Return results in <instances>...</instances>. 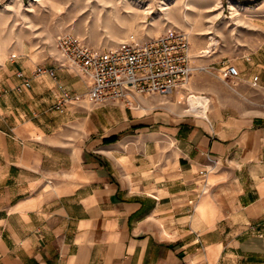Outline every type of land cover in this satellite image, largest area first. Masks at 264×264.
Segmentation results:
<instances>
[{"label":"crops","instance_id":"0c3cea01","mask_svg":"<svg viewBox=\"0 0 264 264\" xmlns=\"http://www.w3.org/2000/svg\"><path fill=\"white\" fill-rule=\"evenodd\" d=\"M260 56L234 63L264 80ZM54 67L0 75V264H264V118L140 95L61 111L87 85Z\"/></svg>","mask_w":264,"mask_h":264},{"label":"rangeland","instance_id":"374dc122","mask_svg":"<svg viewBox=\"0 0 264 264\" xmlns=\"http://www.w3.org/2000/svg\"><path fill=\"white\" fill-rule=\"evenodd\" d=\"M137 1L140 4L125 0H0V75L16 68L17 76L32 61L57 63L61 56L56 38L63 33L81 36L105 50L118 46L130 34L146 39L169 30L183 31L191 38L196 69L186 87L171 96H152L153 103L174 104L180 113L195 116L201 114L194 112L193 99L205 96L209 100L206 116L264 118L261 74L241 72L239 78L223 79L219 70L223 61L234 63L252 53L264 54V31L258 26L262 20L257 19L264 18L257 9L263 0H173L164 13L162 0ZM218 2L220 6L215 7ZM237 4L243 8L233 15L232 6ZM144 7H150L152 14L142 18ZM183 11L187 13L184 18ZM256 75L259 80L254 82ZM86 103L99 106L88 98Z\"/></svg>","mask_w":264,"mask_h":264},{"label":"built area","instance_id":"2783aa9c","mask_svg":"<svg viewBox=\"0 0 264 264\" xmlns=\"http://www.w3.org/2000/svg\"><path fill=\"white\" fill-rule=\"evenodd\" d=\"M56 39L61 57L48 73L56 76L57 69H71L83 76L87 84L84 94L62 89L56 103L61 111L67 104L87 98L95 105L123 102L129 107L139 106L135 95L171 96L186 87L196 69L189 35L183 31L169 30L146 39L130 34L118 46L105 50L95 48L72 33L60 34ZM219 70L223 79L241 76L239 67L229 61H223ZM17 76L23 80L18 90L32 86L31 79L23 71ZM258 80L259 76H254V82Z\"/></svg>","mask_w":264,"mask_h":264},{"label":"bare ground","instance_id":"6f19581e","mask_svg":"<svg viewBox=\"0 0 264 264\" xmlns=\"http://www.w3.org/2000/svg\"><path fill=\"white\" fill-rule=\"evenodd\" d=\"M125 1H127V2H134V3H136V4H140V2L139 1H137V0H125ZM175 1V0H174ZM173 0L172 1H169V0H162V3H161V13H164V12H167L169 9H170V7H171V4H172V2H174ZM219 7L220 5H219V2L217 3V4H215V7ZM239 8H241V6H238V8L237 7H235V6H232V14L233 15H235V14H237V11H238V9ZM186 9H189V6H188V3H187V5H186ZM124 12H127V13H132L131 11H129V10H126V11H124ZM161 13H159V14H161ZM150 14H152V9L150 8V7H144V9H143V13H142V18H145L147 15H150ZM159 14H157L156 16H160ZM182 15V17L184 18V17H186L187 16V13L186 14H184V11L181 13ZM153 18H155V16L153 17ZM144 22V21H143ZM191 39V38H190ZM199 56H203V55H199ZM193 107H194V112H197V113H200L201 115H204V116H206L207 115V111H208V103H209V100H208V98L207 97H205V96H195L194 97V99H193Z\"/></svg>","mask_w":264,"mask_h":264},{"label":"trees","instance_id":"16d2710c","mask_svg":"<svg viewBox=\"0 0 264 264\" xmlns=\"http://www.w3.org/2000/svg\"><path fill=\"white\" fill-rule=\"evenodd\" d=\"M110 140V139H109Z\"/></svg>","mask_w":264,"mask_h":264}]
</instances>
